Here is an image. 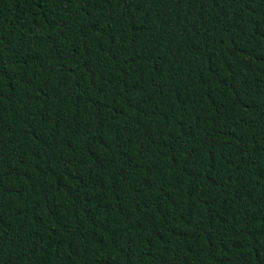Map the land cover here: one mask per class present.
Returning a JSON list of instances; mask_svg holds the SVG:
<instances>
[{
  "label": "trees",
  "instance_id": "1",
  "mask_svg": "<svg viewBox=\"0 0 264 264\" xmlns=\"http://www.w3.org/2000/svg\"><path fill=\"white\" fill-rule=\"evenodd\" d=\"M0 264H264V0H0Z\"/></svg>",
  "mask_w": 264,
  "mask_h": 264
}]
</instances>
